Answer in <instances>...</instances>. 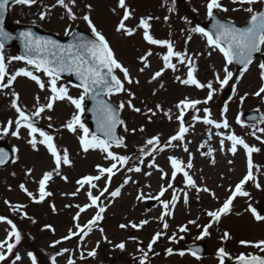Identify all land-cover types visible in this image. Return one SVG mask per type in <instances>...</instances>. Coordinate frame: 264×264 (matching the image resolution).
<instances>
[{"label": "rangeland", "instance_id": "1", "mask_svg": "<svg viewBox=\"0 0 264 264\" xmlns=\"http://www.w3.org/2000/svg\"><path fill=\"white\" fill-rule=\"evenodd\" d=\"M41 2V3H39ZM68 0H66V3ZM222 3L229 8L228 12H222L221 15L234 19L237 22H243L250 15L242 10L232 11L233 8H239L231 0H222ZM55 5V6H53ZM91 5V10L86 7ZM126 5L132 12L131 17L126 21L128 27L136 29L134 34L129 37L116 28L119 20L122 18L123 10L118 6V0H76L73 7L77 19L71 20L67 16L66 9L56 4V0H50L48 8L46 0H36L31 6L19 5L13 3L10 7V20L19 22L39 23L49 30L60 35H65V30L71 32L75 27H81L91 32L86 21L83 20L85 14H89L97 29L109 41L110 46L117 60L127 67L133 79L132 84L125 82V88L133 93L129 96L128 92L114 93L110 99L117 105L121 101L132 100L136 108H140L139 113L133 111L127 105L121 110L122 119L128 128L126 132L124 125L121 126V136L124 138L126 147L112 146V151L118 155H127L131 157L129 164L118 166L119 171L113 176L110 191L117 187L121 188V194L112 198L108 193L101 197L99 203L106 208L103 213L104 219L98 225L93 226L91 230L85 229L87 235L81 234V238L72 237L70 240L62 241L59 245L51 247L52 243L68 234L69 229L78 231L74 228L76 223L73 217L78 209L76 205L83 206L89 203L87 199V187L81 188L76 196L71 193L79 187L76 181L86 175H97V165L103 167L110 166L111 161L106 159V153L100 149H89L85 152L80 144V136L83 130L79 129L76 133L68 131L63 125L71 118L76 111L74 106L68 100L56 101L52 110H46L42 113L36 122L39 127L44 128L54 137V142L61 152L67 149L72 164L62 165L60 174L53 173L52 179L48 182L47 191L52 195L37 203L34 202L19 187L24 184L37 198L38 181L42 178L44 172L52 171L55 168L54 158L43 145L34 150L28 143V132L25 128H20L19 138L11 134L15 126L9 128L5 133L4 128L8 127V121L15 119L18 113L12 107V100L15 98L12 93L19 94L18 104L27 112L34 111L37 104L36 97L39 96V104H45L51 95L48 88V77L42 73H36L45 82L44 90L27 77H17L13 84L7 89H0V140L10 144L14 151V157L5 166L0 167V216H5L16 224L21 232V242L13 250L21 256V260L15 261V255H9L6 261L0 264H31L28 252H33L37 256L38 264H51L50 257L64 248L69 249L67 253L57 257V264H67L69 259L75 261V264H140L143 253L139 250L144 249L148 253L145 264H219L217 250L224 247L235 258L240 253H252L263 255L257 248L241 245V240L259 241L264 239V222H258L253 215L247 211L248 204L258 210L264 211V190H258L252 181L246 183L245 190L250 193V197H237L233 202L231 213L222 216L219 223H213L210 228V235L203 239H197L202 228L196 225L188 224L190 220H197V224L204 225L209 223L210 217L207 211L215 210L220 207L223 201L230 194V187L235 184L247 172V155L242 146H238L235 155L229 151L231 142L226 136L235 133L242 137L250 146L254 145L260 151L252 154L253 164L258 167L254 169V175L264 186V143L257 140L252 132L257 136L264 138V133L258 131L264 128V94L261 97L253 95L262 85L260 78V55L264 52L262 48L259 56L249 65L244 76L237 83L235 76L239 75L240 70H236L234 64L228 65L230 71L234 73V78L229 85H236L235 93L232 92L226 99L221 97L222 90L229 85L221 88L215 79L216 73L223 77V68L225 60L223 54L218 50L211 49L207 45L206 38L199 33L191 32L195 24H199L207 17L206 0H186L183 4H178L175 0H126ZM261 4L254 5L258 8ZM38 9L41 11H50L43 20L40 19ZM195 9V11H193ZM115 10V11H113ZM36 13V15H35ZM153 17L150 21L152 27L150 34L156 39L171 40L177 51H187L189 56L193 57L196 64V76L202 83L211 81L216 92L213 99L207 105L200 104V109L196 112L193 109H186L184 115L185 127L189 130L185 133L183 141H173L174 146L165 147L163 151L153 152L146 141L159 135L161 147H163L172 135H175L179 129V121L176 116L179 114L178 103L185 99L204 100L207 96V89H200L194 85L181 84L176 77L186 78L187 66L177 64L176 71L167 69L161 77L152 80L156 71L163 67L162 57L166 53V48L158 45H151L143 39V30L138 26L141 17ZM165 17L168 20L165 21ZM37 22V23H36ZM191 35V40L188 36ZM187 41V43H186ZM151 51L147 56V62L150 65L143 72L139 69L144 67V62L140 57ZM4 56L6 58V68L9 74H13L20 68L32 70V66L24 61L10 60V57L17 56L14 47H4ZM211 52V55H209ZM121 80H124L123 74L116 70L115 73ZM7 78L5 79L6 82ZM139 83H135V81ZM67 80L59 79L57 85H64L68 88L69 95L76 97L82 91L81 89L66 83ZM248 93L244 102L241 103L239 97ZM86 103V101H85ZM228 105L227 113H223L224 105ZM160 105V108H157ZM208 107L211 110V118L221 121L227 117L230 127L228 129H216L214 125H206L202 120L194 121V115L203 116V109ZM152 109V112H149ZM247 109H258L261 117L257 122H247L241 115ZM153 112L155 115H153ZM83 115V118H82ZM81 120L89 129L86 115L83 113ZM240 116L241 123H237V116ZM171 116V119H169ZM51 117V120L48 119ZM149 117L151 119L149 120ZM52 128H48V124ZM143 127L144 131H139ZM136 128L133 133L131 130ZM90 132V131H89ZM225 139L224 148L221 149L220 140ZM179 145V146H175ZM203 145V146H202ZM188 151H184V147ZM142 149H147L150 155H143ZM209 149L213 151L207 154ZM191 155L193 167L188 170L193 179L200 187H207L215 193L213 197L210 193L197 192L195 189L186 186L183 182L182 173L178 174L175 180L171 179V164L169 157L175 156L185 164ZM213 160L215 163H213ZM143 161V163H141ZM231 162V163H230ZM155 164L158 167L150 165ZM141 168L140 172H129L128 167ZM31 169V173L28 170ZM168 173L162 178V172ZM150 173V175L148 174ZM67 177L65 181L62 177ZM131 177V180L124 184V180ZM98 187L92 189L94 195H99L100 190L105 185V179L102 178L96 182ZM171 183L172 188H167ZM167 188L163 196H160V188ZM188 194V202L183 199L184 193ZM173 194L178 197L172 214L165 218L168 223V229H163V223L159 219L163 212L162 200L171 201ZM139 197V199H138ZM156 197H159L157 199ZM153 199L155 203L148 207V202ZM8 203H5V202ZM16 205H25L21 210L14 211ZM52 205H55L56 211H53ZM71 205V207H68ZM97 208H89L80 214L79 223L81 226L95 215ZM24 213H27L25 216ZM33 219L35 223H33ZM147 220L149 223L140 229L128 227L121 229V224L130 222L139 223ZM50 224L55 229H45L44 225ZM188 225L187 232H180L179 227ZM103 228L104 232L99 231ZM10 226L5 222H0V240L6 238ZM162 231L165 234L153 245V250L148 251L147 245L152 236ZM230 233L228 240H222L223 233ZM175 234L176 239L171 240ZM108 240H104V236ZM135 237L136 239H130ZM97 241L99 247L97 248ZM108 241H111L109 243ZM191 241H201L207 245L209 252L205 255L193 256L191 252L186 251L183 245ZM124 242L125 250L121 251L115 245ZM173 249L169 255L167 249ZM96 250V256L90 257L87 253ZM6 251V249H5ZM184 251V255H179ZM83 254V258L81 257ZM29 259V260H28Z\"/></svg>", "mask_w": 264, "mask_h": 264}, {"label": "snow or ice", "instance_id": "2", "mask_svg": "<svg viewBox=\"0 0 264 264\" xmlns=\"http://www.w3.org/2000/svg\"><path fill=\"white\" fill-rule=\"evenodd\" d=\"M15 4L19 5H27L31 6L36 3V0H14ZM76 3V0H56V4L62 6L66 9L67 16L71 20H76L77 17L73 12V7ZM231 3L234 5H239V8H233L232 11H244L250 14V18L248 21L247 27H237L234 23L224 22L222 19L217 18L216 13L218 11L228 12L229 8L226 7L222 0H206V10L207 17L211 19L212 25L211 30L206 29L205 27L197 24L195 27L191 28V32L199 33L201 36L206 38L207 45L211 49L218 50L223 54V58L225 60V66L223 68V77L221 78L219 73H216L215 79L223 88L226 85H229V82L233 80L234 73L229 70L228 65L233 64L234 62L242 65V68L239 71V75L235 76L237 83L244 76L245 72L248 70L249 65L253 62V54L258 53L264 48V9H256L254 5L262 4L264 5V0H231ZM9 4V0H0V89L9 88L13 82L17 79V77L23 76L30 78L34 81L40 89L44 90L46 87L45 82L41 79L39 75L36 73H42L44 76L48 77V88L50 89L51 95L48 97L47 102L45 104H39V96L36 97L37 104L34 106V111L31 113L27 112L24 108L20 107L18 104L19 94L13 92L12 95L15 97L12 100V107L15 108V111L18 113L15 121L9 120L8 127L4 128L3 131L7 133L9 128H11L14 124L15 130L11 132L13 136L19 138L20 128L23 127L27 130L28 143L34 150H38L39 145H43L46 147L47 151L54 158L55 168L52 171L44 172L42 178L38 181V198L28 190V188L21 184L19 187L30 197L34 202L41 203L46 197H50L52 193L47 191L48 182L52 179L53 173L56 175L60 174V168L62 165H71L72 161L70 159L69 153L67 149H64L62 152L58 150L54 137L48 131L44 130V128L39 127L37 125V118H40L42 113L46 110H52L54 103L56 101H64L68 100L71 105L74 106L75 112L71 116V118L63 125L68 131L76 133L79 129L83 130V135L80 136V144L85 152L89 149H100L102 152L106 153V159L111 161L110 166L103 167L101 165H97V175H86L81 179L77 180L76 183L79 187L75 192L71 193L72 196H76L81 188L87 187V199L89 203L81 205H76L75 207L78 209L76 215L73 217V220L76 222L74 224V228L78 231H74L73 229H69L68 234L63 236L61 240H56L52 243L51 247H55L59 245L62 241L70 240L72 237L81 238V234L87 235V230H91L93 226L99 224L100 221L104 219L103 213L106 211L104 206H101L99 203L102 196L105 193H108L110 197L115 198L120 196L121 188L117 187L114 191H110V184L116 172L120 170L118 166H125L129 164V160L131 157L127 155H118L114 153L111 149L113 144L117 147H126L124 144V138L116 135V128L118 125H124V130L127 132L128 128L125 125V122L119 117V110H122L126 105L131 108L133 111L139 113L141 111L140 108H136L132 104V100L129 99L127 102L121 101L119 104V108L113 107V105L103 99L101 97L103 95H112L114 93L128 92V95L131 97L134 94L128 91L125 88V82L128 84L133 83V79L131 77L130 71L127 67L121 64L114 52L112 47L109 44V41L106 37L99 31L96 25L93 23L89 14H85L83 16V20L87 22L89 28L91 29V33L94 36V39H88L86 37L80 36L79 34L73 35V33L69 30H65V35L73 36L72 42L68 44H62L57 40H54L50 37L39 36L35 34L31 30H25L19 33V39L22 41L24 53L22 55H17L10 57V60L14 61H24L27 65L32 66V70H28L27 68H20L16 70L13 74H9L6 68V58L4 56L3 49L5 47L4 41L15 39L13 35L9 32H6L4 29V20L3 14ZM55 6V5H53ZM118 6L123 10L122 18L119 20L116 31L121 32L126 36L131 37L136 29L132 27H128L126 25V21L132 15V12L126 5V0H118ZM89 11L91 10V5L86 6ZM115 11V10H113ZM195 11V9H193ZM47 12L40 13V19L43 20L47 15ZM154 19L153 17H141L139 20V24L137 27L143 30V39L146 40L151 45H159L166 48V53L163 55V67L156 71L152 80H156L158 77H161L163 72L166 69H171L176 71L177 64L173 63L175 59L179 64L187 66V75L186 78L181 79L179 76L176 79L184 85H194L197 88L204 89L206 88L207 96L202 101L199 99H188L185 98L181 100L177 108L179 109V114L176 116V119L179 121V129L175 135H172L168 142L161 147V140L159 135H154L150 137L146 141V145L150 146L152 151H163L165 147L174 146L172 144L173 141H183L185 139V133L188 132L189 128L185 127L184 124V115L186 109H193L196 112H199L200 109L197 107L200 104L207 105L209 101L213 99L214 93L216 89L213 86L211 81L202 83L196 76V64L193 57L189 56L187 51H177L171 40L168 39H156L153 35L150 34V29L152 27L150 21ZM165 21L168 20V17L164 18ZM191 35L188 36V40H191ZM187 43V41H186ZM152 53L149 51L146 55L141 56V61L144 62V67L140 68L139 71L143 72L145 68L150 65L147 62V56H150ZM211 55V52H209ZM260 68V78L264 81V63L259 64ZM116 70H119L124 77V80H121L115 73ZM64 72H74L77 78L79 79V83L75 85L77 88L82 89L80 94L76 97L69 95L68 88L64 85H57V81L60 79L61 73ZM7 78L6 82L5 79ZM135 83H139V81H135ZM233 92L236 91V85H232ZM264 94V83H262L261 87L258 91L253 93V95L257 97H261ZM248 93L240 96V102L243 103ZM91 98L93 100V109L92 111L95 114L97 131L102 135H97L96 133H90L89 129L83 124L81 120V115L85 111V100L86 98ZM157 108H160V105H157ZM228 105L225 104L223 107V113H227ZM149 112H152V109H149ZM204 115L201 117L199 115H194L192 119L194 121L202 120L206 125H214L216 129H228L230 127L227 117L225 116L223 120L216 121L211 118V110L208 107L203 109ZM153 115L155 113L153 112ZM51 120V117H48ZM151 117H149V120ZM171 119V116H169ZM262 122H264V118H262ZM237 123H241L240 116H237ZM48 128H52V124H48ZM133 133L137 131L136 128L131 130ZM139 131H144L143 127L139 129ZM258 131L264 133V128H259ZM252 135L262 143H264V138L261 136H257L256 132L253 131ZM226 139L231 142V147L229 151L232 152L233 155L237 152L238 146H242L247 155V172L243 176L242 179L239 180L238 183L235 184L234 188L229 189L230 194L223 201L220 207L215 210L207 211V216L210 217V221L207 224L199 225L197 224V220H190L188 224L196 225L199 228H202L200 235L197 239H203L210 235V228H212L213 223H219L222 216L228 215L231 213L233 208V202L237 197H250V193L245 190V185L247 182L252 181L255 187L258 190H264V186H262L259 180L254 175V169L258 170V167L253 164L252 154L260 151L259 148L254 145L250 146L242 137L237 136L234 132L227 135ZM221 149L224 148L225 139L222 138L220 140ZM179 146V145H175ZM203 146V145H202ZM184 151L187 152L188 149L185 146ZM213 150L209 149L207 154H211ZM143 155H150L147 149H142ZM6 153L3 149H0V165L5 164ZM169 161L171 164V179L175 180L178 174L182 173L183 182L186 186L195 189L197 192H206L210 193L213 197H215V193L211 192L209 188L200 187L197 185L193 176L190 175L189 171L192 165L191 155H189V159L185 164L182 160L178 159L175 156L169 157ZM143 163V161H141ZM213 163L215 161L213 160ZM231 163V162H230ZM152 167H158L154 163L150 165ZM31 169L28 170V173H31ZM127 171L132 172H140L141 168L139 166L136 167H128ZM162 172V178L167 176L168 173H163V169H160ZM150 175V173H148ZM65 181L67 177H62ZM102 178L105 179V185L100 190L99 195H94L92 189H96L98 187L97 183ZM131 180V177H127L124 180V184H127ZM173 185L169 183L167 188H172ZM167 188H160V196H163ZM159 199V197H156ZM139 199V197H138ZM184 202H188V194L187 192L183 195ZM178 197L173 194L171 201L162 200L161 203L163 205V212L161 213L159 219L161 221H165L163 223V229H168L169 225L166 222L165 218L172 214V209L175 208ZM5 203H8L7 201ZM25 207V205H16L13 210H21ZM68 207H71L69 205ZM89 208H97L95 215L85 224L81 226L79 223L80 214L88 210ZM53 211H56L55 205H52ZM247 211H249L254 219L258 222H264V211L258 210L253 207L252 204H248ZM26 216L27 213H24ZM0 222H5L10 226V230L7 232L6 238L4 240H0V262L6 261L9 255H15V261L21 260V256L18 253H14L13 250L20 244L22 236L21 232L17 228L16 224L13 223L12 220L8 219L5 216H0ZM33 223L35 220L33 219ZM149 221L142 220L139 223L130 222L129 224H121L119 227L121 229H126L131 227L133 229H140L147 225ZM45 229H50L53 232L55 229L50 224L44 225ZM99 231L101 233L104 232L103 228H100ZM180 232H187L188 225H182L179 227ZM165 233L162 231H157L151 238V241L147 245L148 251L153 250V245L160 239L162 235ZM104 240L107 241L108 238L105 235ZM230 238V233L225 231L221 237L222 240H228ZM130 239H136L135 237H131ZM171 240H175L176 236L173 234L172 237H169ZM111 243V241H108ZM244 246H251L257 248L260 252H264V239L259 241H247L241 240L239 242ZM99 247V241H97V248ZM116 248L121 251L125 250V243L120 242L115 245ZM6 249V251H5ZM143 253V257L140 260V264H145L148 253L144 251L143 248L139 249ZM69 249L64 248L61 251L55 253L50 257L51 264H57V257L67 253ZM167 253L171 255L173 253V249L168 248ZM184 251H180L179 255L183 256ZM193 256H197V252L193 251L191 253ZM90 257L96 256V250L93 249L87 253ZM27 256L31 260V264H38L37 256L33 252H28ZM83 258V254H81ZM217 257L219 260V264H225L227 259L231 258V254L226 251L224 247H220L217 250ZM197 258H199L197 256ZM13 261V264H15ZM236 264H264V255L252 254V253H240L235 257ZM67 264H75V261L69 259Z\"/></svg>", "mask_w": 264, "mask_h": 264}, {"label": "water", "instance_id": "3", "mask_svg": "<svg viewBox=\"0 0 264 264\" xmlns=\"http://www.w3.org/2000/svg\"><path fill=\"white\" fill-rule=\"evenodd\" d=\"M12 1H14V0H9V4H8L4 14H3V20H4V29H5V31L11 33L13 35V37H15V39L5 40L4 41V45L5 46H15L17 51H18V54L22 55L24 53V48H23L22 41L19 39V33L22 32V31H25V30H31L35 34H37L39 36L50 37V38H52L54 40L59 41L62 44H68V43L72 42L73 36H70V35L65 36V37H61V36H59L56 33L47 32V31H45V30H43V29H41V28H39V27H37L35 25H24V24L11 25V24H9L8 23V10H9V5H10V3ZM178 1H182V0H178ZM260 9H264V5ZM216 15H217V18L222 19L224 22L234 23L237 27H247L248 26L249 19L243 24H237V23H235L232 20L222 18L218 14V12L216 13ZM211 25H212V21H211L210 18L208 20L204 21L201 24V26H203V27H205L206 29H209V30H211ZM72 33H73V35L79 34L80 36L86 37L88 39H94V36H92L89 32H87L85 30H82V29H75ZM256 55H257V53H254L253 54V58ZM262 63H264V55L262 57ZM235 64H236L237 68H239V69L242 68V65L237 64V63H235ZM60 77L61 78L67 77V78L70 79L71 82L77 83V84L79 83V79L77 78V76L75 75L74 72H72V73H70V72L61 73ZM230 91H231V87L227 88L223 92V96L227 97L230 94ZM101 99L111 103L113 105V107H116L117 109L119 108L118 106H116L114 103H112L108 99V95H103L101 97ZM92 109H93V100L89 97V98H87L86 113L88 115V119H89V122H90L91 131H92V133H96L97 135H102L101 133H99L97 131V124H96L95 114L92 111ZM118 114H119V117H120V110H119ZM258 116H259V112H257V111H251L250 110V111H246L244 113V118H246L247 120H250V121L256 120L258 118ZM120 119H121V117H120ZM119 127H120V125H118L117 128H116V135L117 136H119ZM0 149H3L4 152L6 153V157H5V160H6L5 164H6L12 158L13 152H12L11 148L9 147V145H7L5 142H2V141H0ZM5 164H3V165H5ZM3 165H0V166H3ZM151 204H153V200L150 201V205ZM199 245H201V244H189V245H186V248L190 249V250H193V251H196L197 253H204L205 252V247L203 245H201V246H199ZM225 264H236V261L226 262Z\"/></svg>", "mask_w": 264, "mask_h": 264}, {"label": "flooded vegetation", "instance_id": "4", "mask_svg": "<svg viewBox=\"0 0 264 264\" xmlns=\"http://www.w3.org/2000/svg\"><path fill=\"white\" fill-rule=\"evenodd\" d=\"M35 15H36V13H35Z\"/></svg>", "mask_w": 264, "mask_h": 264}]
</instances>
